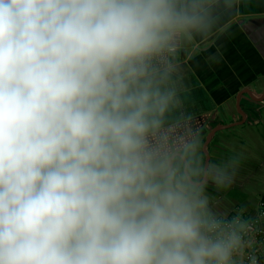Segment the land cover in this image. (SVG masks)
I'll list each match as a JSON object with an SVG mask.
<instances>
[{
	"label": "clouds",
	"instance_id": "obj_1",
	"mask_svg": "<svg viewBox=\"0 0 264 264\" xmlns=\"http://www.w3.org/2000/svg\"><path fill=\"white\" fill-rule=\"evenodd\" d=\"M241 3L0 0V264H264L243 145L187 104Z\"/></svg>",
	"mask_w": 264,
	"mask_h": 264
},
{
	"label": "crops",
	"instance_id": "obj_2",
	"mask_svg": "<svg viewBox=\"0 0 264 264\" xmlns=\"http://www.w3.org/2000/svg\"><path fill=\"white\" fill-rule=\"evenodd\" d=\"M208 51L217 59L210 60ZM208 51H193L186 61L189 110L206 124L207 138L216 151L243 145V161L253 160L257 156L250 154V148L254 145L263 152L258 145L264 142V0H242L239 14ZM243 161L240 174L246 166ZM259 171L238 177L232 189L242 191ZM243 198L247 208L260 200L252 204L249 195ZM234 200L236 205L240 199Z\"/></svg>",
	"mask_w": 264,
	"mask_h": 264
},
{
	"label": "rangeland",
	"instance_id": "obj_3",
	"mask_svg": "<svg viewBox=\"0 0 264 264\" xmlns=\"http://www.w3.org/2000/svg\"><path fill=\"white\" fill-rule=\"evenodd\" d=\"M262 144H259L258 146L263 149V152L261 151L260 148H257L254 145L250 148L252 150L249 151L250 154L251 152L255 153L257 157H255V159L253 160L249 158L243 161L244 165L246 166L242 168L243 173H241L239 177L240 176L243 177L245 173L247 172L249 173L254 169L260 170L259 174L254 176L250 181L246 182L242 191L241 190L237 191L231 188V190H229L227 193L221 194L222 202L226 210L236 208L234 205L235 203L234 199H242L245 195H249L252 199V201L250 202L254 204L253 202L254 200L256 199L259 200L264 195V164L261 165L262 162L261 160L262 158L264 159V142H262ZM256 159H260V161ZM252 208L254 207L253 206L249 207V209Z\"/></svg>",
	"mask_w": 264,
	"mask_h": 264
},
{
	"label": "built area",
	"instance_id": "obj_4",
	"mask_svg": "<svg viewBox=\"0 0 264 264\" xmlns=\"http://www.w3.org/2000/svg\"><path fill=\"white\" fill-rule=\"evenodd\" d=\"M257 206H264V195L260 198L258 203L254 206V209L253 208L249 209V207H248L249 212L252 214H255V210H256ZM257 240L264 241V234L258 236Z\"/></svg>",
	"mask_w": 264,
	"mask_h": 264
},
{
	"label": "trees",
	"instance_id": "obj_5",
	"mask_svg": "<svg viewBox=\"0 0 264 264\" xmlns=\"http://www.w3.org/2000/svg\"><path fill=\"white\" fill-rule=\"evenodd\" d=\"M244 201H245V198L240 199V200L237 202V204L235 205V207H238V206H241V205L246 206V205L244 204Z\"/></svg>",
	"mask_w": 264,
	"mask_h": 264
}]
</instances>
